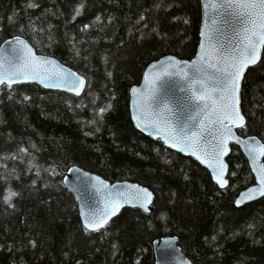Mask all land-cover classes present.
<instances>
[{"label":"trees","instance_id":"1","mask_svg":"<svg viewBox=\"0 0 264 264\" xmlns=\"http://www.w3.org/2000/svg\"><path fill=\"white\" fill-rule=\"evenodd\" d=\"M200 20L199 0H0V46L21 37L86 80L80 97L33 84L0 91V264H154L152 244L165 237L193 264H264V198L235 207L254 183L241 152L233 148L220 190L130 119V89L161 58L192 60ZM241 109L238 135L264 144V49L245 74ZM73 166L147 188L153 211L124 208L86 232L63 185Z\"/></svg>","mask_w":264,"mask_h":264},{"label":"snow or ice","instance_id":"2","mask_svg":"<svg viewBox=\"0 0 264 264\" xmlns=\"http://www.w3.org/2000/svg\"><path fill=\"white\" fill-rule=\"evenodd\" d=\"M36 6L34 3L27 4L29 8ZM82 7L83 5H80L75 9L77 16L80 15ZM213 7L217 6L214 5ZM218 7L224 9L223 14L228 18L226 23L239 25L234 30L239 37L238 43L242 47L236 45L217 47V45L207 42L202 43L200 56L191 64L186 65L187 68H192L196 72V75L190 78L187 85L188 90L191 91L195 101H202V103L194 104L195 115H190L188 122L181 125L175 134L170 133L161 116L158 115L156 122L164 129L162 138L165 143L170 146H182L179 148L181 151H187L188 148H191V155H195L197 159L208 163V166L213 169L214 178L223 188L227 184V181L222 177L227 168L223 157L229 152L228 142L230 139H235L237 143H241L230 125L236 124V126L244 127V116L241 115L238 107L241 80L244 78L248 66L258 61V50L264 47V0H223ZM141 19H143L142 16ZM202 35L207 40V32H203ZM7 43L11 59L7 60V66L0 62V85L7 84L8 88L11 89L12 85L16 83L37 81L46 88L67 87V90L74 91L77 96L84 89L85 81L76 73H71L74 81L68 85L67 79L58 73L48 74L46 70L44 72L39 71L47 65H53L54 62L49 59L37 60L32 54L31 48L19 37ZM229 48H234L235 51H229ZM3 51L4 49L0 47V53ZM21 59L23 63L19 62ZM173 63L175 66V62ZM205 69L212 71L209 72ZM181 75L187 76V73L183 72ZM133 92H136V89H133ZM9 98L11 99V97ZM108 107L110 108L111 105L109 104ZM99 111L103 113L106 109L101 108ZM197 117H202V119L197 120ZM145 118L146 116H141V119ZM194 120L197 121L199 127L196 124H191V121ZM208 144H211L210 152L206 150ZM20 151L26 152L27 149L21 148ZM248 151L253 154L252 158L255 163L257 159L256 147L249 145ZM259 154L264 155V146L260 147ZM94 179L97 180L98 185L102 186L97 187L98 192L102 191V188L108 187L98 178ZM130 187L133 189L134 195L129 196L122 192L115 196L109 195L102 213L85 214L83 221L85 231L95 232L104 228L124 204L140 207L147 212L148 205L152 203V193L135 185ZM15 195V192L10 191L9 195L4 197L5 202L9 203ZM257 196L264 197V165L259 168V186L242 193L236 204L239 206L246 199H254ZM9 206H11L10 203Z\"/></svg>","mask_w":264,"mask_h":264},{"label":"water","instance_id":"3","mask_svg":"<svg viewBox=\"0 0 264 264\" xmlns=\"http://www.w3.org/2000/svg\"><path fill=\"white\" fill-rule=\"evenodd\" d=\"M200 1V11H201V20L200 27L198 32V47L195 53V56L190 61L179 60L173 56H167L159 59L156 62L151 63L144 71L141 82L139 85L134 86L129 91V114L131 122L141 135L150 139L151 141H159L167 150L172 151L176 154L181 155L186 159H191L196 162L201 168L206 170L212 182L220 189L225 190L228 187V175H229V164L228 160L233 153V148L236 147L241 154L244 156L250 172L253 176L254 183L245 189H243L237 196L235 200V207L242 208L247 205H250L254 202H257L264 197L257 196L254 199H246L239 206L236 204V201L240 199L242 193H246L248 189L259 186V168L264 165V155L259 154V149L264 144L256 137H247L242 138L238 135L237 131L243 127L236 126V124L230 125L232 131L237 137H239L241 143H237L235 139H230L228 142L229 152L226 156L223 157L224 164L227 166L226 170L223 173V179L227 181L225 187L221 188L217 180L214 178L213 169L208 166L207 162H202L201 159H197L195 155H191V148H188L187 151L179 150L182 146H170L168 143H165V140L162 138L164 129L161 128L159 123H157L158 115L163 118L166 122L168 129L171 134H175L176 130L186 122L190 115H195L194 104L202 103V101H195L192 96L191 91L188 90V83L190 78L196 75V72L192 68H187L186 65L191 64L192 61L196 60L201 54V44L210 43L213 45H236L237 47H242L239 45V37L236 35L234 28L239 27L238 24H228L226 20L228 19L224 13V9L219 8L218 5L223 2V0H199ZM216 5L217 7H213ZM215 18V22H214ZM203 32H207V40L205 36L202 35ZM16 37L6 40L1 44L0 47L4 49L0 53V62H3L7 66V60L11 59V53L8 50V41H14ZM21 40L27 44L32 50V54L35 55L37 60L49 59L54 62L53 65H47L45 68L39 69V71H47L48 74L58 73L60 76L67 79L68 85H71L74 81V78L71 76V73H76L68 67L64 66L58 60L39 55L33 49V47L25 39L19 37ZM15 46V45H14ZM19 47V46H17ZM264 47H261L258 50L259 59L255 64H250L245 70L244 77L248 69L256 66L261 59L262 52ZM229 51H235L234 48H229ZM23 63L21 59L19 61ZM175 62V66L174 63ZM206 71L211 72V69H205ZM186 72L187 76L181 75V73ZM77 76H80L76 73ZM83 78L82 76H80ZM84 79V78H83ZM85 86L86 87V80ZM244 78L241 80V87L239 93V109H241V93L242 85ZM78 84V82H76ZM33 84L40 87L46 91L52 92H62L74 97H80L84 92V89L80 92V95L77 96L74 91L67 90V87L59 88H46L37 81H27L13 84L17 85H28ZM2 87H8L7 84L0 85V91ZM199 87V85H197ZM133 89H136V92H133ZM151 90V91H150ZM150 93V94H149ZM199 94V93H197ZM146 116L145 119H141V116ZM202 119V117H197V120ZM244 118V126H245ZM139 124V126H138ZM191 124H196L197 121H191ZM254 138V139H253ZM203 142V141H202ZM215 143V141H212ZM249 145L256 147L257 151L255 153L257 159L256 162H253V154L249 153ZM206 150L211 151V144L206 145ZM98 178L100 181H103L104 184L108 185L106 189L102 188V191L98 192L97 187H102L97 184ZM63 185L66 189L74 196L79 212V218L84 227V218L85 214H90L92 212L102 213L105 205L108 202V196H115L117 193L122 192L125 195H134V191L130 186H138L139 188H144L138 184L131 182H115L109 183L99 176L89 173L77 166L69 168L63 176ZM147 189V188H144ZM148 190V189H147ZM151 192L150 190H148ZM152 193V192H151ZM153 201L154 195L152 193V203L148 205V211L145 212L140 207H133L130 204H124L118 211V213L111 217L109 222L114 219L124 208H135L143 211L144 213H151L153 211ZM108 222V224H109ZM107 224V225H108ZM105 225V227L107 226ZM104 227V228H105ZM101 228L100 230L104 229ZM99 230V231H100ZM92 232V231H89ZM97 232V231H95ZM153 255H154V264H193L192 261L184 254L181 247H179L178 239L176 237H165L158 239L153 242Z\"/></svg>","mask_w":264,"mask_h":264}]
</instances>
